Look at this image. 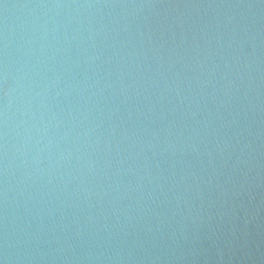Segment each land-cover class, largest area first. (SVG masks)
Listing matches in <instances>:
<instances>
[{
  "label": "water",
  "instance_id": "obj_1",
  "mask_svg": "<svg viewBox=\"0 0 264 264\" xmlns=\"http://www.w3.org/2000/svg\"><path fill=\"white\" fill-rule=\"evenodd\" d=\"M0 264H264V0H0Z\"/></svg>",
  "mask_w": 264,
  "mask_h": 264
}]
</instances>
